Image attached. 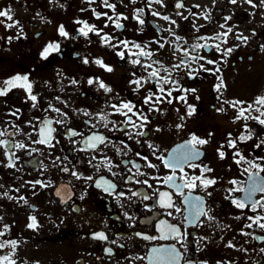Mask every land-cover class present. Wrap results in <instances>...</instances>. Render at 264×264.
Returning <instances> with one entry per match:
<instances>
[{
    "label": "flooded vegetation",
    "instance_id": "af4514ba",
    "mask_svg": "<svg viewBox=\"0 0 264 264\" xmlns=\"http://www.w3.org/2000/svg\"><path fill=\"white\" fill-rule=\"evenodd\" d=\"M183 2L185 8L179 10L174 7L175 0H164V7L155 3L151 5L153 11L177 22L171 25L152 16L145 7L146 0H136L135 4L130 0H109V3L116 5L115 12L104 7L103 0L93 3L88 0L0 1V10L10 9L13 16V21L0 17V87L4 86V80L14 75H27L32 84V94L37 96L35 107L24 88H13L7 95L0 96V130L7 129L9 133L0 139L10 143L23 142L28 146L27 150L12 149L8 144L0 146V232L4 233L0 235V242H17L14 251L10 245L0 248V256L11 255L16 264L20 262L19 255L23 256V252H26V264H154L147 258L152 248L175 245L182 254L179 264H186V261H191V264H264V252L260 251L264 248V241L253 239V235L264 236V231L255 225L252 229L244 228L245 224L250 223L247 216L264 215V209H258L256 213L248 208L241 210L225 199L228 194L226 189L233 187L229 184L230 180L240 181V186H245L247 181V173H242V170L248 165H237L235 160L239 157L235 153L239 151L247 160L257 163H261L258 157H264V144L256 147L264 140V125L253 119L236 120V109L226 103L243 101L246 103L242 106L246 107L253 104L257 97L264 96V78L260 81L263 76L261 66L264 70V50L261 49L264 45V23L260 22L264 7L250 9L251 6L244 0H238L235 5L229 0ZM254 3L259 5L260 0H254ZM14 4L18 7H13ZM138 8L144 9L142 18L146 22L142 31L132 18L134 10ZM189 8L199 18L190 16ZM93 9L101 14L106 12L113 20L109 21L104 15L97 19ZM177 11L188 16V19L177 15ZM205 11L210 12L208 20L203 18ZM117 14L128 17L127 20L120 19L119 23L123 25L121 29L115 27ZM225 16H231L228 26H234L233 34L227 37V44L216 40L199 42L209 45L221 43L222 50L232 47L234 51L227 57L214 47L191 52V55L205 57L199 63H192L191 69H199L203 64L211 71H196L190 77L188 67L174 70L171 79L177 81L180 88L195 91H173L171 104L144 105V96L149 89L157 91V85L154 82L143 83L139 91H134L137 86L130 81L147 75L143 68L131 63L137 57L131 56L123 46L113 48L102 39L108 35L113 38L112 44L124 39L141 45L148 44L147 50L154 53L152 59L163 61L171 67L183 58L182 52H175L174 55L173 44L190 49L197 42V37H211L224 31L219 25L225 23ZM247 18L250 22H259L251 26L250 32ZM78 20L94 25L100 34L89 32L87 36L82 35L79 29L83 24L76 23ZM16 21L19 23L15 27H7ZM193 21L197 26L203 25L199 32L194 30ZM61 25L68 36L59 34ZM168 28L183 39L175 42L174 37L165 31ZM235 33L248 37L247 42L237 40ZM9 37L12 39L9 40ZM157 40L172 43H166L160 49L156 43H151ZM50 42L59 44V50L44 59L40 53ZM118 51H125V58L121 59ZM131 51L137 49L132 48ZM98 59L113 70L106 71L95 62ZM140 59L145 63L150 62L143 57ZM85 60L88 62L85 63ZM206 60L217 61V64H207ZM216 67H219V72L215 71ZM255 74L257 81L242 85L240 80L243 77L250 80ZM218 77L223 79L219 92L215 89L220 83ZM89 79L94 83L89 84ZM96 81L103 82L111 91L100 88ZM169 87L175 88L177 85H165V88ZM180 96H185L187 103L176 99ZM120 101H131L148 116L150 122L144 129L146 137L135 135L136 130L121 123L125 117L113 114L110 105L119 104ZM50 104L66 113V116L61 117L51 111ZM188 105L194 108L191 115H188ZM152 107L160 111H149ZM221 108L223 111H218ZM13 112L16 115H12ZM85 112L91 115L86 116ZM101 112L107 114V120L114 121L115 126L109 123L105 127V122L97 116ZM258 115V112L251 111V116ZM44 118L63 120L62 124L52 125L56 129L53 147L33 143L39 139L38 129ZM260 118L264 119V116ZM12 125L17 127L13 128ZM177 125L182 127L177 128ZM245 125L251 130L252 138L243 142L237 139L236 148L228 147L230 138L248 134ZM125 127L127 133L121 130ZM70 130L82 135L72 136ZM13 132L16 133L14 136L11 135ZM93 133L107 138L94 150L84 143L85 138ZM128 133H132L131 137ZM193 135L208 141L207 144L195 146L202 153L195 163L210 167L212 171L205 175L217 180L206 191L197 187L191 192L192 196L204 198L205 207L211 209L209 214L215 217L212 222L201 217L202 224L198 227L190 226L185 220L189 208L183 202L184 197L162 182L150 179L170 174V169L165 168L156 157H167ZM149 144L156 146L155 154ZM218 149L225 153L223 159L219 157ZM13 151L16 154L15 167L9 168L6 167L7 156ZM137 153L140 155L137 156ZM148 162L157 167H146ZM133 163L140 165L139 171L146 175H138L137 169L132 167ZM63 168L69 171H62ZM73 171L79 178L72 175ZM184 172L188 176L200 175L199 168L185 166ZM176 175L179 178L183 173L177 171ZM260 176L264 177V172ZM144 179H148L152 188L136 182ZM98 181L102 185L108 181L116 187L106 192L103 186H96ZM156 189L172 192V200L181 211L159 207ZM184 191L187 195L188 190ZM132 192L140 195L132 196ZM209 192L210 196L207 194ZM145 194L150 199H142ZM233 196L242 198L244 193L235 192ZM262 196L264 194L257 193L255 199L259 200ZM168 212L172 214L168 215ZM30 217L36 219L38 226L35 229L27 227L31 222ZM160 220L176 225L181 233L186 234V247L173 239L142 238L159 237L157 225ZM241 230L252 235H241ZM98 233H104L107 239L95 238ZM136 233L142 235L137 236ZM229 241L235 247H227ZM107 249H111V253ZM67 251H70V255Z\"/></svg>",
    "mask_w": 264,
    "mask_h": 264
},
{
    "label": "snow or ice",
    "instance_id": "6c2138e0",
    "mask_svg": "<svg viewBox=\"0 0 264 264\" xmlns=\"http://www.w3.org/2000/svg\"><path fill=\"white\" fill-rule=\"evenodd\" d=\"M89 3L95 2V0H88ZM131 3L135 4L136 0H130ZM215 2V0H213ZM159 4L161 7H164V0H146L145 7H147L150 11V14L155 17H159L160 19H163L164 21H168L171 25H176V21L172 20L167 15H161L158 11H153L151 9V5ZM229 3L231 4H237L238 0H229ZM244 3H247L252 8L257 7H264V0H260V4L257 5L254 3V0H244ZM103 6L113 10L115 12L116 5L109 3V0H103ZM175 9H183L185 8V3L183 0H175L174 3ZM195 8H199L200 5H193ZM10 9L0 10V17H6L8 21H13V16L10 14ZM190 16H195L199 18L197 13H193L191 9H188ZM144 13L143 8H138L134 10L133 13V20L141 26L145 24V19L142 18V15ZM93 14L96 16L97 19L101 17V15H104L109 21L113 20L112 16H109L106 12L101 14L95 11L93 9ZM177 15H181L183 19L187 20L188 16H183V14L179 11L176 13ZM203 18L205 20H208L210 18V12L205 11L203 14ZM120 19L127 20L128 17L122 16L121 14L116 15V20L114 21L115 27L117 29L123 28V25L119 23ZM225 23L220 24L219 27L221 29H225L222 32H217L214 36L206 37V36H199L197 37V42L193 43L190 46V49L184 48L180 44H173L174 47V55L175 52H182L183 58L179 61V63H174L171 65V67H168L164 64L163 61L160 60H154L152 59L154 53L150 50H147L149 45H141L139 43L130 42L127 39L120 40L118 44H112V37L108 35H104L102 39L105 43L110 44L111 47L117 48L119 46H123V49L127 50L128 53L133 56L137 57L135 59L131 60V63L133 65H138L141 68L144 69L146 72V76H139L136 79H133L130 81V83L136 85V89L134 91H139V89L142 87L143 83L148 82H154L157 85V91L153 92L151 89L148 90L147 94L143 98V104L144 105H156V104H162V103H169L171 104L173 102V91H195V89H183L178 86V82L171 79L172 73L176 69H180L182 66L189 68V76H192L193 72L196 71H211L210 69H207L204 67L203 64H200L199 69H191L190 65L192 63H199L200 60H204L205 57L200 55H191V52H194L196 50L204 49V50H210L211 48H215L217 52H220L222 56L227 57L229 54H231L234 51V48L228 47L225 49H221V43L227 44V37L229 34H233V28L234 26H228V21L231 20V16H225L223 17ZM2 22V21H0ZM19 22L16 21L14 23L8 24L7 27H15ZM78 24H83V27L79 29V32L87 36L89 32H96L97 35L100 34V32L95 28L94 25H89L87 22L84 21H76ZM107 27V25H105ZM203 27V25L197 26L195 22L193 21V28L196 32L200 31V28ZM22 31V29H21ZM165 31H168L173 37L175 42L181 41L183 38L175 35V33L172 31L171 28L166 29ZM58 32L61 36H68V33L65 31L64 26L61 25L58 28ZM255 34V33H253ZM236 39L241 42H247L248 37L244 36L242 33H235ZM12 38L9 37V40ZM164 38L162 37L161 40ZM207 40H216L220 41L221 43H216L214 45H209L208 43H200L199 41H207ZM151 43H156L160 49H163L165 47L166 43H172L170 41H164L161 42L160 40L152 41ZM186 44L187 41H184ZM131 45V47H130ZM132 48L137 49V51L133 52L131 51ZM261 49L264 50V45L261 46ZM59 50V44L57 43H48L42 52L40 53L41 57L44 59H47L48 56L54 52ZM117 55L123 59L125 58V51H118ZM143 57L147 61H150L148 63L143 62L140 58ZM88 61L85 60V63ZM98 65L105 68L106 71L111 72L113 69L110 66L104 65L101 60L95 61ZM207 64H217V61L214 60H206ZM216 72H219V67H216ZM162 73H165L166 75H162ZM135 76L136 74L133 73ZM220 80V83L215 86V89L217 92L220 91V89L223 87V79L222 77H218ZM73 83H76V81H73ZM89 84H93L94 81L89 79ZM96 83L99 84L100 88H103L105 91H111L110 88H108L103 82L96 81ZM176 84L177 87L172 88H165V85H173ZM3 87H0V96H5L7 93L12 90L13 88H24L28 93V98L33 101V107L36 106L37 96L32 94V84L29 82L27 75H14L6 80L3 81ZM176 99L182 100L185 103H187L185 96L177 97ZM226 103H229L234 109L237 111V115L235 117L236 120H247V119H253L258 121L260 125H264V119H261L260 117L264 116V111H261V108H264V96L257 97L253 104H247V106H242L246 102L243 101H226ZM254 105H258L259 107H255ZM110 107L114 110L113 114H119L123 117H125V120L121 121L122 124L125 126L130 125L132 129L136 130L135 135L137 136H144L146 137L147 133L144 131L146 125L150 122L148 116L145 114V112L139 108L136 104L132 103L131 101H120L119 104H111ZM49 108L51 111L58 113L61 117L66 116V113L61 112L60 109L53 107L51 104L49 105ZM188 115H191L194 111V108L191 105H188ZM256 111L259 113L258 116H251V111ZM19 110L17 109L16 112ZM149 111H160L159 108L152 107L149 108ZM218 111H223V108L218 109ZM16 112L11 113L12 115H16ZM248 113V115H246ZM84 115L88 116L91 115L88 112H85ZM99 120L104 121V126L107 127L109 123H112L115 126L114 121H108L107 120V114H104L103 112L97 114ZM133 117H135V120H133ZM183 119V117H181ZM53 123L56 124H62V119H57L55 121L44 118L42 121H40V126L38 129V136L39 139L33 141V143L46 145L48 147H53L52 141L54 140L53 133L56 131V129L52 126ZM87 123V122H86ZM93 127H96L95 124L92 125ZM13 128H16V125H12ZM182 127V125H177V128ZM245 129L248 132L247 135H240L236 139H229L228 141V147L230 148H236L237 147V139L241 142L247 141L248 139L252 138V132L251 130L247 129V125H245ZM127 133V127L121 129ZM160 129H156V131H159ZM72 136L76 135H82V133H78L75 131L70 130ZM16 133L13 132L11 135H15ZM5 135H9L7 129L0 130V137H4ZM128 135L131 137L132 133H128ZM106 137L103 135H98L93 133L91 136H88L85 138L84 143L87 145L88 148L96 149L99 144H104L106 142ZM58 142V141H57ZM139 143V141H137ZM208 141L205 139H200L196 137L195 135L192 136V138L188 141H186L184 144L178 145L177 148L173 149L171 153L168 154L167 157L164 155H159L156 157V159L160 160L163 163V166L167 169H170V174L163 176V177H150V179L157 180L162 182L163 185L167 186L169 189H173L175 193L180 194L184 197V204L188 206L189 211L188 214L185 216V220L188 222L190 226H200L202 224L201 217H205L209 222H212L215 220V217L211 216L209 213L211 212L210 208L205 207V201L204 198L201 196H192L191 192L195 190L197 187L202 188L203 190H207V188L214 186L217 183L216 178L208 177L205 174L210 173L212 169L208 167L207 165H200L196 164L195 161L200 158L202 155L201 152H199L196 149V145H204L207 144ZM8 144L10 148L12 149H25L27 150L28 146L24 144L23 142H15L10 143L9 141L0 139V146ZM261 144H264V140H261L260 144H257L256 147L259 148ZM150 148L153 149V154L157 151L156 146L149 144ZM127 147V145H125ZM223 147V146H221ZM84 150V149H81ZM31 151H36V149H32ZM119 152L120 149H117ZM137 156L140 154L137 153ZM218 155L221 159L225 157V153L223 151H220L218 149ZM236 157H239L235 160V163L237 165H240L241 163L247 164L248 167L243 168L242 173H247V181L245 182V186H240L241 182L238 180H230L229 184L233 185V187L226 189V192L228 193L225 196V199H229L231 203L238 209H245L248 208L253 213H256L258 209H264V196L261 197V199H255V196L257 193L264 194V177L260 176L261 172H264V157H258L257 160H260L261 163H257L254 160H247L239 151L235 153ZM8 163L6 167L13 168L15 167V158L16 154L15 152H11L10 155L7 156ZM59 159V158H57ZM94 159V157H93ZM142 159L147 160L146 157H142ZM187 166L189 168H199L200 175L198 176H188L186 172H184V167ZM132 167L137 169V174L144 176L146 175L143 172L139 171L140 165L133 163ZM146 167L148 168H156L157 166L152 164L151 162H148L146 164ZM62 171H69L67 168H63ZM179 171L183 173L182 176L179 178L176 175V172ZM73 176H77L76 172H72ZM77 178H79L77 176ZM88 179H91V177H88ZM131 179V177H129ZM179 180V182H178ZM137 183H143L146 184L149 188H152V185L148 183V179H144L142 181H136ZM36 184H41L40 181H35ZM46 186V185H42ZM97 187H104V191L110 192V190L114 189L116 185L109 183L108 181H104L103 185L101 182H97ZM185 189L188 190V194H185ZM157 196H158V205L159 207L163 209H175L176 212H180L181 209L179 207H176L173 200H172V192L169 191H161L159 189L155 190ZM235 192H243L244 196L242 198H237L233 196V193ZM59 195V193H57ZM209 196L211 193H207ZM6 195V193H5ZM120 195H123L121 193ZM132 196L140 195L138 192H132ZM21 200H23V197H20ZM142 199L148 200L150 199L149 195L145 194L142 196ZM168 215H171V212L167 213ZM241 217H236V219H240ZM30 223L27 225L30 229H35L38 225L36 223L35 217H30ZM247 220L250 221V223H247L244 225V228L252 229L255 225L258 229L264 231V215H255V216H247ZM7 228V226H5ZM157 230L159 231L160 235L159 237L156 236H143L142 238L145 240H156L157 238L161 240H169L173 239L176 240L178 243H180L183 247H186L185 239L186 234L181 233L180 228L176 225L170 224L166 220H160L159 224L157 225ZM3 232H0V235H3ZM137 236H141V233H136ZM241 235H252L251 233L244 232L241 230ZM95 238L100 240H105L107 237L104 235V233H98L96 234ZM204 239V238H201ZM253 239L264 241V236H254ZM11 246L13 248V251L15 250L17 246V242L15 240L8 241L7 243L0 242V248H4L6 246ZM229 248L235 247L231 243V241L228 242L226 245ZM108 253H111V249L106 250ZM261 252H264V248L260 250ZM150 262H154V264H179L180 260L182 259V254L180 251L177 250L175 245L167 246V247H154L150 250V254L147 257ZM139 259H144V257H139ZM0 264H16L15 260L11 258V255H4L0 256ZM186 264H191V261H186ZM219 264V262H218Z\"/></svg>",
    "mask_w": 264,
    "mask_h": 264
},
{
    "label": "rangeland",
    "instance_id": "374dc122",
    "mask_svg": "<svg viewBox=\"0 0 264 264\" xmlns=\"http://www.w3.org/2000/svg\"><path fill=\"white\" fill-rule=\"evenodd\" d=\"M13 7H18V5L17 4H14L13 5ZM250 9H253L252 7L250 8ZM30 15H34V14H30ZM236 19H239L238 17H236ZM248 19V27H249V32H250V29H251V26H253V25H255L256 23H259V22H257V21H251L250 22V19L249 18H247ZM260 22L263 24L264 23V10H263V14H262V16H261V20H260ZM249 32H247V33H249ZM252 34V33H251ZM260 72H261V75H264V70H263V66H261V68H260ZM241 83H242V85H246V84H248V83H251L250 81H252V82H254V81H257V75L255 74V75H253L251 78H250V80H245V78L243 77L241 80ZM244 89H246V88H244ZM24 253V255L22 256V254H20L19 256H20V262L18 263V264H26L27 263V261H26V252H23ZM29 254V253H28ZM67 254L68 255H70V251H67ZM24 261V262H21V261Z\"/></svg>",
    "mask_w": 264,
    "mask_h": 264
},
{
    "label": "trees",
    "instance_id": "16d2710c",
    "mask_svg": "<svg viewBox=\"0 0 264 264\" xmlns=\"http://www.w3.org/2000/svg\"><path fill=\"white\" fill-rule=\"evenodd\" d=\"M262 65H264V63H263ZM263 76H264V75H263ZM263 76H262V78L260 79V81H262V80H263V78H264Z\"/></svg>",
    "mask_w": 264,
    "mask_h": 264
}]
</instances>
